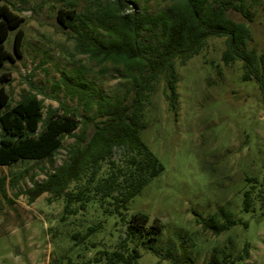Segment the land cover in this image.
I'll return each instance as SVG.
<instances>
[{"label":"rangeland","instance_id":"374dc122","mask_svg":"<svg viewBox=\"0 0 264 264\" xmlns=\"http://www.w3.org/2000/svg\"><path fill=\"white\" fill-rule=\"evenodd\" d=\"M110 1H0L24 19L21 56L15 53L11 31L5 46L14 61L0 66V75H7L3 85L11 97V106L25 96L37 94L43 100L44 114L50 108H59L60 102L77 107L80 120L93 118L87 123L89 140L95 123L101 122L99 103L117 98L125 104L132 102L133 77L140 76L141 67L137 63L94 60L79 53L75 30L62 26L57 19L62 8H75L85 17L98 19L97 11ZM132 1L148 13H157L171 4V0ZM250 13L251 21L239 13L229 15L248 24V48L261 53L264 0L253 5ZM224 50L225 39L211 37L185 65L176 61L175 109L170 108L164 96L165 77L152 83L140 137L164 170L142 187L126 209L103 204L92 192L85 209L62 219L63 198L45 193L30 204L22 193L69 161L74 149L85 147L88 140H82L83 125L73 136H65L62 147L49 158L0 166L8 198L0 195V264H108L106 256L100 260V252L119 249L126 221L137 212L147 214L150 225L159 219L162 227L155 243L159 254L150 248L145 231L129 241V252L136 249L140 254L135 264H184L185 252L196 264H206L213 254L232 261L229 264H264L263 98L256 81L242 79V62L223 63ZM143 70L147 74L148 69ZM77 80H82L86 91L82 103L76 96L66 95V84L75 87ZM58 110L61 114L62 109ZM112 160L124 165L122 149L113 151ZM110 167L103 162L92 182L85 177L80 184L93 189L99 178L109 174ZM70 189L75 191L76 185ZM79 206V202L73 204ZM213 218L218 226L229 225V220L235 224L214 234L200 223Z\"/></svg>","mask_w":264,"mask_h":264},{"label":"trees","instance_id":"16d2710c","mask_svg":"<svg viewBox=\"0 0 264 264\" xmlns=\"http://www.w3.org/2000/svg\"><path fill=\"white\" fill-rule=\"evenodd\" d=\"M260 1L171 0L167 9L148 13L146 8L139 10L132 0H111L97 11L100 15L98 19L85 17L75 8L59 9L57 19L62 26L75 30L79 53L94 60L125 65L137 63L141 67L140 76L133 77L134 98L130 104H125L120 98L99 103L97 110L101 122L95 123V130L88 140L87 123L93 118L80 120L79 108H70L64 102H60L61 114L59 108H50L44 114L43 100L37 94L25 96L11 106V97L3 85L8 80L7 75H0V166L49 158L62 147L65 136H73L83 125L82 140H88L85 147L74 149L69 161L49 173L46 180L33 182L32 187L22 193L30 204L45 193L63 198L65 207L62 219L67 214L85 209L92 192L100 197L103 204L108 202L117 209H126L127 203L142 187L164 170L159 159L143 143L140 132L144 128L142 116L152 92V83L160 76L166 79L164 96L170 108H176L177 60L185 65L202 51L207 39L224 38L223 63L230 65L236 61L242 62V79L259 84L264 105V51L260 53L256 48H248L251 38L248 24L235 21L229 15L231 12L239 13L251 21L250 9ZM69 4L74 6L71 2ZM23 21V17L10 5L0 3V66L14 61L13 54L5 46L11 31L15 36V53L21 56ZM144 68L148 69L147 74H144ZM66 88V95L70 93L71 97L76 96L79 103L86 99L82 80H77L75 87L66 84ZM54 98L58 99V96ZM118 148L122 149L124 165L121 166L112 160L113 151ZM103 162L110 164L109 174L99 178L93 189L88 185L82 186L80 183L85 177H89L88 183L95 179ZM72 184L76 185L75 191L70 189ZM5 187L6 178L2 177L0 195L8 199ZM246 198L248 208V194ZM75 202H79L80 206L73 207ZM149 221V216L143 212L133 214L126 221L125 236L119 249L112 253L101 251L100 260L106 256L108 264H135L140 254L136 249L129 252L128 243L138 232L144 231L149 234L147 239L150 248L159 254L155 243L162 222L154 219L150 225ZM200 223L214 234L235 224L229 220V225L218 226L215 218L208 222L201 220ZM184 254V264H196L191 256L186 252ZM231 262L213 254L206 264Z\"/></svg>","mask_w":264,"mask_h":264}]
</instances>
